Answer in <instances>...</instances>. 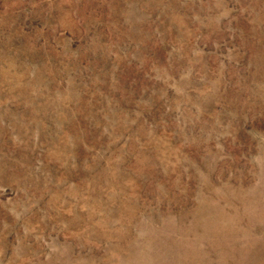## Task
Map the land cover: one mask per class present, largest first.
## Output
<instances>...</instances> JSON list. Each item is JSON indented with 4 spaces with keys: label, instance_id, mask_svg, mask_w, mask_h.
Instances as JSON below:
<instances>
[{
    "label": "rangeland",
    "instance_id": "1",
    "mask_svg": "<svg viewBox=\"0 0 264 264\" xmlns=\"http://www.w3.org/2000/svg\"><path fill=\"white\" fill-rule=\"evenodd\" d=\"M0 264H264V0H0Z\"/></svg>",
    "mask_w": 264,
    "mask_h": 264
}]
</instances>
